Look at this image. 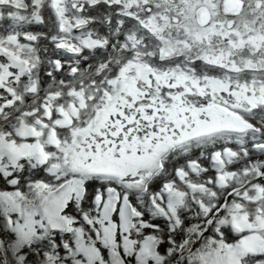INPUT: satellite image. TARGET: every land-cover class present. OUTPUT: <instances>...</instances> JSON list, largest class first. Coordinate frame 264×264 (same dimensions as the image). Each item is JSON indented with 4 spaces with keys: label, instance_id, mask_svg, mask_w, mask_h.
<instances>
[{
    "label": "snow or ice",
    "instance_id": "6c2138e0",
    "mask_svg": "<svg viewBox=\"0 0 264 264\" xmlns=\"http://www.w3.org/2000/svg\"><path fill=\"white\" fill-rule=\"evenodd\" d=\"M0 264H264V0H0Z\"/></svg>",
    "mask_w": 264,
    "mask_h": 264
}]
</instances>
